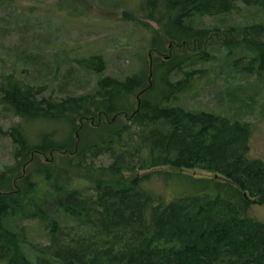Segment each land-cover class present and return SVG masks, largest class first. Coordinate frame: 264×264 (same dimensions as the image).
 Listing matches in <instances>:
<instances>
[{"label": "rangeland", "instance_id": "obj_1", "mask_svg": "<svg viewBox=\"0 0 264 264\" xmlns=\"http://www.w3.org/2000/svg\"><path fill=\"white\" fill-rule=\"evenodd\" d=\"M138 2L0 0V85L13 76L35 88L38 98L59 99L92 93L103 77L123 79L126 84L120 102L112 109L78 119L72 151L32 155L0 181V194L14 192L20 179L35 176L43 166L60 168L65 178L68 175L77 180L61 191H43L38 201L13 221L11 231L30 264L62 261L51 249L53 231L77 229L82 220L90 218L66 211L68 196L86 205L92 216L91 209L100 208L105 187L119 188L122 179H129V185L143 193L146 177L136 176L141 171L139 157L134 155L137 158L129 165L120 156L146 150L135 142L145 128L173 131L164 116L153 126L144 125L150 115L141 113L140 107L146 102L160 110L184 108L222 115L229 126L236 124L241 129L248 125L251 155L263 170L264 186V67L251 63V52H244L236 63L230 59L233 44L264 41V32L254 28L264 26V2L230 0L224 8H209L208 0H194L176 16L191 26L180 39L166 34L167 20L154 22L137 11ZM152 38L157 43L152 44ZM94 55L103 56L102 72L87 70L80 63ZM156 61L173 65V88L165 95V87L158 84L151 99L146 100L137 94L138 81L150 77ZM19 122L17 115L0 105V173L15 166L12 129ZM115 133L120 142L112 145ZM116 166L125 172L115 175L112 169ZM187 172L211 175L196 169ZM174 183L182 187L177 179ZM147 187L156 195L171 194L166 181L157 175L147 181ZM248 198L253 203L250 217L264 227V197ZM93 233V229L89 231ZM0 264H15L13 253L1 256Z\"/></svg>", "mask_w": 264, "mask_h": 264}, {"label": "trees", "instance_id": "obj_2", "mask_svg": "<svg viewBox=\"0 0 264 264\" xmlns=\"http://www.w3.org/2000/svg\"><path fill=\"white\" fill-rule=\"evenodd\" d=\"M192 1L139 0L137 11L154 22L167 20L166 34L180 39L191 26L176 16ZM229 1L208 0V6L224 8ZM254 28L264 32L263 25ZM156 39L152 38V44ZM244 52L252 53L251 63L264 67V41L233 44L231 63L238 62ZM80 63L87 70L102 72L105 68L102 55L81 59ZM172 66L156 61L150 77H140L137 94L150 100L158 84L168 94L173 88ZM5 80L0 85V105L17 115L20 122L12 129L15 166L1 172L0 181L32 155L72 151L78 119L112 109L126 89L123 79L103 77L89 94L38 98L35 88L21 80L13 76ZM140 112L150 115L146 126L155 125L164 116L173 128H145L135 142L146 150L120 156L129 165L132 158L135 161L134 155L139 157L141 171L136 176L146 177L144 196L129 185V179H122L119 188L105 187L100 208L91 209L92 216L86 205L68 196L66 211L90 218H83L77 229L53 231L52 252L63 259L57 264H264V227L249 215L253 203L248 196L264 197L263 170L251 155L249 126H229L227 118L206 111L160 110L147 102ZM115 137L112 145L120 142L119 135L115 133ZM195 169L211 175L187 172ZM60 171L43 166L35 176L20 179L14 192L0 194V257L13 253L15 264H30L11 231L13 221L36 203L43 191H61L76 183ZM112 171L119 176L125 172L119 166ZM154 175L168 184V197L156 195L147 187ZM176 179L182 187L174 183ZM96 222L100 226H95ZM92 229L94 233L89 234ZM91 235L99 239H90Z\"/></svg>", "mask_w": 264, "mask_h": 264}]
</instances>
